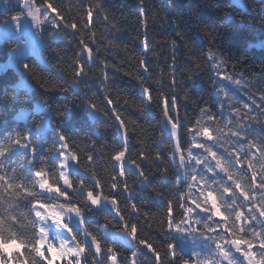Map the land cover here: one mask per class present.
I'll list each match as a JSON object with an SVG mask.
<instances>
[{
    "label": "trees",
    "instance_id": "trees-1",
    "mask_svg": "<svg viewBox=\"0 0 264 264\" xmlns=\"http://www.w3.org/2000/svg\"><path fill=\"white\" fill-rule=\"evenodd\" d=\"M54 2L58 7H64L70 21L73 17L79 18L82 6L87 11L90 5L93 8L97 4L100 5L97 9L99 14L94 12L92 21H88L86 15L84 17L92 33H95L96 42L92 47L99 48V52L89 65V77L81 78L73 84V65L82 34L75 35L63 28H48L50 23L44 24L43 27L37 24L34 26L43 40L40 42L38 57H29L19 66V71L26 76L24 89L19 87L20 80L13 71L7 70L0 75V143L7 146L12 139L22 138L27 134L37 151L32 167L30 158L26 159L20 155L4 160V170L9 174L15 170V176L25 182L33 179V168L43 166L50 170L51 175L58 160L52 149L58 143V135L63 134L71 139L70 142L79 152L83 163L91 165L96 179L104 185L103 193L111 194L114 191L110 187L111 177L118 174L119 169H113L114 161H111L110 157L115 150L123 146V140L114 118L110 119L109 115L103 112L110 107L104 100L102 89H105L112 98L120 99L119 110L127 124L128 159H137L141 150L150 157L147 163L142 162L145 171L149 173L143 183H140L134 169L125 178H121L126 179L132 190L123 192L121 184L120 190L115 193L118 206L128 221L129 230L132 225H136L140 239L151 241L157 249H162L164 237L159 229L166 218L168 203H173L174 214L180 219L183 211L180 208L181 195L185 203L200 195L196 188L190 189L184 179L185 174L189 177L193 174L191 166L186 165L178 174L176 165L169 159L174 144L167 129L160 123L165 94L168 98L174 95L177 100L173 115L178 114L185 122L182 132L197 118H201L204 123H211L212 128H223L224 122L229 119L235 125L237 117L232 109L235 107L243 116L248 112V109L243 108L244 104H248L252 109L249 115H258L260 110L252 100L264 103L260 101V95L264 93V0H143V13L139 6L141 0ZM26 7L27 0H0V26L13 22L12 16H25L28 11ZM105 17L108 18L107 21ZM113 24L116 25L115 28L112 27ZM92 33H88L84 38L91 37ZM145 40L146 48L143 43ZM17 47L18 42L16 43L15 39L0 45V67L8 63L9 52ZM209 52L223 61L221 75H231L232 82L221 80L212 69V62L208 59ZM145 56L151 71L148 74L141 73L138 79V61ZM80 59L83 60V57ZM84 59H87L86 54ZM105 63L109 67L105 68ZM25 64L31 71L25 70ZM173 78L174 87L171 86ZM236 80L241 81V84H235ZM141 81L154 89L152 94L157 100L152 105L145 106L143 102ZM222 87L234 97L231 105L220 91ZM89 99L97 103L101 111L91 110L86 103ZM219 100L224 101L222 117ZM33 104L45 108V113L30 116L26 124L20 123L16 115L22 111L27 112ZM202 107L210 108L216 114L217 122L207 121L206 116L201 117ZM40 122L47 123L45 140L41 135H30V129L38 128ZM224 132L227 133V128ZM249 132L253 136L259 134L264 137V116L259 122H252ZM198 139L212 143L203 137ZM183 141L184 148L187 149L192 144V136L184 135ZM241 143L244 145L243 150L247 151V142ZM85 145H95L92 149L95 153V163L87 160L88 149ZM218 151L224 154L222 148ZM157 152L161 154V160L154 159ZM185 158L187 159L186 152ZM191 163L194 165V161ZM176 164H179L177 160ZM261 164H264V160L257 162L258 171ZM238 167L247 172L246 163ZM165 168L168 169L167 174H161ZM70 170L71 174L76 175L71 177L72 179L78 181L83 178L89 185L95 184L96 179H93L91 172L79 170L75 165H71ZM220 175L223 176L222 173ZM247 175L250 177L251 173L247 172ZM208 178L211 180L210 174ZM36 191L39 192L38 189ZM5 197L6 202L0 205V214H7L9 203L13 207L22 203L19 210L27 211V201L8 194H5ZM132 204L137 205L136 210L131 208ZM244 211L246 212L247 208ZM114 216L110 207L101 206L85 213L84 218L93 231H98V225H107L108 231H98L96 234L105 237L106 243L117 247L122 255H129L130 249L122 242L126 237L117 238L115 241L107 238L109 231H121L123 228V225L114 226L110 223ZM200 217L203 219L204 214H200ZM71 224L73 230L79 233L77 222L72 220ZM52 230L53 234L56 233L59 237L65 235L62 230ZM20 232L27 239L33 237V229L27 224ZM205 246L204 238L191 237L187 248L177 249V264L181 256L190 254L191 247L200 250ZM138 260L139 264H155L154 258L146 249L138 255ZM166 261L167 258L165 264Z\"/></svg>",
    "mask_w": 264,
    "mask_h": 264
},
{
    "label": "snow or ice",
    "instance_id": "snow-or-ice-1",
    "mask_svg": "<svg viewBox=\"0 0 264 264\" xmlns=\"http://www.w3.org/2000/svg\"><path fill=\"white\" fill-rule=\"evenodd\" d=\"M139 6L143 13V0ZM26 8L28 9L26 16H12L11 19L16 22L26 17L41 27L50 23L52 28H63L75 35L82 34L78 41L79 51L74 60L71 82L75 84L81 78L89 77V65L99 52V48L92 47L96 42L95 33H92L88 21H92L94 12L96 15L99 14L97 9L100 5L97 4L94 8L90 5L87 11L82 6L79 18L73 17L71 21L64 7H58L54 0H27ZM85 15L88 21H85ZM107 19L105 17L106 21ZM112 27L115 28L116 25L113 24ZM88 33H92L91 37L84 38ZM143 43L146 48L147 41ZM80 57H83V60ZM208 59L221 80L232 82L231 75H221L222 60L212 52L208 53ZM107 67L109 65L105 63V68ZM24 68L31 71L27 64ZM150 71L145 56L138 61L137 78H140L141 73L148 74ZM234 83L240 85L241 81L236 80ZM171 86H175L174 78ZM140 89L145 106L152 105L157 100L152 94L154 89L143 81L140 83ZM102 91L104 100L110 106L103 112L107 113L110 119L114 118L123 140V146L115 150L110 157V160L114 161L113 169H119L118 174L111 177L110 187L114 190L111 194L103 193L104 185L96 179V173L92 171L91 165L83 163L79 152L70 142L71 139L63 134L58 135V143L52 149L58 160L51 175L50 170L43 166L33 168L31 172L33 179L28 182L18 179L14 174L15 170L11 174L5 171L3 161L15 148L26 150L30 158L29 163H34L37 149L31 145L30 136L26 134L22 138L12 139L7 146L0 143V205L6 202L5 194L27 201L26 212L19 210L22 203H17L14 207L9 203L7 214H0V264H139L138 255L144 249L154 258L155 264H165V258L166 264H177V249L187 248L189 239L195 236L204 238L206 246L200 250L191 247L189 255L179 258V264H264V164H261L259 171L256 167L258 161L264 160V137L259 134L253 136L249 132L252 122H259L264 116V103L252 100L260 110L258 115H249L252 109L248 104L243 105V108L248 109L243 116L233 107V114L237 117L235 125L229 119L224 122L223 128L219 126L212 128L211 123H204L201 118H197L185 132H182L185 122L178 114L173 115L177 100L174 95L168 98L165 94L160 123L167 129L174 144L169 159L176 165L178 174L186 165L191 166L193 174L190 177L185 174L184 179L188 187L196 188L200 195L187 203L181 195L180 208L183 211L180 219L174 214L173 203H168L166 218L159 229L164 237L163 247L157 249L151 241L138 237L136 225L128 229V221L118 206L115 194L120 190L121 184L123 192L132 190L126 179L121 178H125L133 169L138 174L140 183H143L149 175L143 163H147L150 157L141 150L137 159H128L127 124L119 110L120 99L112 98L105 89ZM220 91L231 105L234 97L223 87ZM260 101H264V93H261ZM86 103L91 110L101 111V107L91 99ZM218 104L222 117L224 101L219 100ZM200 114L201 117L206 116L209 122H217V116L210 108H200ZM245 120L248 122L244 123ZM225 128L227 133L224 132ZM161 134L163 135V132ZM184 135L192 136V144L187 149L184 148ZM199 137L212 143L203 142L198 139ZM241 141L247 142V151L243 150L244 145ZM85 147L88 149L87 160L95 163V153L92 151L95 145ZM221 148L224 150L223 155L218 151ZM193 149L201 151L194 152ZM154 159L161 160V154L157 152ZM193 161L194 165L191 163ZM245 163L248 165L247 172L251 173L250 177L242 167H238ZM71 165H75L79 170L91 172L93 179H96L95 184L89 185L83 178L78 181L72 179L71 177L76 175L71 174ZM167 172L168 169L165 168L161 174ZM209 174L211 180L208 178ZM179 178L180 176L178 180ZM37 188L39 192L36 191ZM101 206L110 207L111 212L115 214L110 223L114 226L123 225L121 231H109L107 238L115 241L117 238L126 237L127 239L122 242L130 249L129 255H122L117 247L106 243L105 237L96 234L98 231H108L107 225H98V231H93L85 222V213ZM131 208L136 210L137 205L132 204ZM200 214H204L203 219ZM72 220L77 222L79 233L73 230ZM26 224L33 229L31 239L21 235L20 229ZM53 228L62 230L65 233L63 238L55 236ZM236 254H239L238 257Z\"/></svg>",
    "mask_w": 264,
    "mask_h": 264
},
{
    "label": "rangeland",
    "instance_id": "rangeland-1",
    "mask_svg": "<svg viewBox=\"0 0 264 264\" xmlns=\"http://www.w3.org/2000/svg\"><path fill=\"white\" fill-rule=\"evenodd\" d=\"M35 24H34V21H31V24H30V26H34ZM23 28H25L27 31L29 30V29H27L26 27H23ZM20 116V115H19ZM18 150L16 149V150H14V151H12V153L11 154H15L16 152H17Z\"/></svg>",
    "mask_w": 264,
    "mask_h": 264
}]
</instances>
